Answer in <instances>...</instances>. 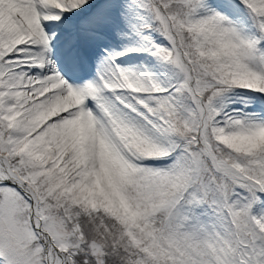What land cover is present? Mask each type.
I'll return each mask as SVG.
<instances>
[{
    "label": "snow or ice",
    "instance_id": "1",
    "mask_svg": "<svg viewBox=\"0 0 264 264\" xmlns=\"http://www.w3.org/2000/svg\"><path fill=\"white\" fill-rule=\"evenodd\" d=\"M0 264H264V0H0Z\"/></svg>",
    "mask_w": 264,
    "mask_h": 264
}]
</instances>
